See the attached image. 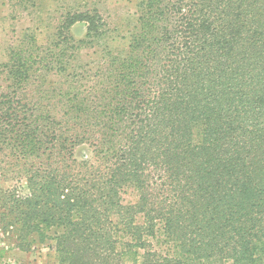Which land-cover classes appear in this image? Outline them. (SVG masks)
Here are the masks:
<instances>
[{
  "label": "trees",
  "instance_id": "trees-1",
  "mask_svg": "<svg viewBox=\"0 0 264 264\" xmlns=\"http://www.w3.org/2000/svg\"><path fill=\"white\" fill-rule=\"evenodd\" d=\"M2 2L0 264H264V0Z\"/></svg>",
  "mask_w": 264,
  "mask_h": 264
},
{
  "label": "rangeland",
  "instance_id": "rangeland-1",
  "mask_svg": "<svg viewBox=\"0 0 264 264\" xmlns=\"http://www.w3.org/2000/svg\"><path fill=\"white\" fill-rule=\"evenodd\" d=\"M137 0H107L105 4V14L108 15V21L112 24L115 22H124L125 19H130V13L134 10L135 2ZM11 12V8L6 6L2 0H0V60L4 52V48L8 44L9 39L15 37L16 31L23 28L33 27L34 23L32 20V15H21ZM72 31L75 36L81 37L85 32V25L83 23H77L72 27ZM11 182H4L0 185L8 186ZM24 184V183H23ZM20 184L24 192V185ZM126 200L134 201V195H126ZM10 259L12 261H17L20 264H57L55 252L52 245H46L36 248L30 252H19L12 251L10 253Z\"/></svg>",
  "mask_w": 264,
  "mask_h": 264
}]
</instances>
